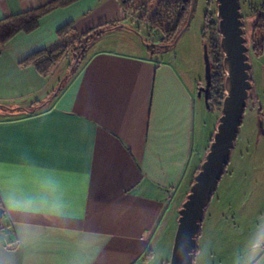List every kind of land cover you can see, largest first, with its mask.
<instances>
[{"label": "crops", "instance_id": "0c3cea01", "mask_svg": "<svg viewBox=\"0 0 264 264\" xmlns=\"http://www.w3.org/2000/svg\"><path fill=\"white\" fill-rule=\"evenodd\" d=\"M50 1L0 0V19ZM131 2L70 0L0 47V264H149L166 211L185 200L216 125L204 137L201 80L171 47L154 45L169 44L163 35L153 33L146 45L132 30L155 32ZM85 33L92 38L83 56L51 96L68 70L57 73L64 56L47 75L22 60L57 44L74 48ZM250 80L253 107L264 102V71ZM238 157L246 169L248 159ZM229 164L217 209L233 207L241 225L246 205L228 198L238 170ZM251 210L259 231L264 201ZM257 239L252 264H264V237Z\"/></svg>", "mask_w": 264, "mask_h": 264}, {"label": "rangeland", "instance_id": "374dc122", "mask_svg": "<svg viewBox=\"0 0 264 264\" xmlns=\"http://www.w3.org/2000/svg\"><path fill=\"white\" fill-rule=\"evenodd\" d=\"M131 1V8L138 6L141 9L135 17L141 18L145 14V19H143L147 21L148 25H151L158 18L163 29L173 26L177 11L176 0ZM239 3L243 21V34L248 47L249 75L257 80L259 74L264 71V32L259 31L257 28L264 27V20H261V17H264V10L259 8L260 0H239ZM216 13L215 0H195L188 23L187 16L186 23L184 24L185 20L181 21L168 40L169 44L173 43L169 54L176 58L183 67L189 69L193 75H197V78L202 82V86H204L203 48L206 44L208 45L211 34L215 32L213 21L217 18ZM129 24H133L131 20ZM133 26L137 31L132 30L142 38L146 45L153 43L149 39L153 36L152 31L149 33V29L147 31V28L143 25ZM217 33L220 37L218 28ZM155 34L161 36V29H158ZM258 43L261 48L258 45L255 49L254 45L256 46ZM79 46L78 44L74 48L65 49L64 58H62L57 68L59 76L66 72L68 61L72 62L73 57L80 52ZM208 52L210 56V51ZM252 93L253 85L249 90V95H252ZM251 101L252 99L248 97L242 122L235 139L236 144L231 151L229 162V166L232 165L231 169L237 167L238 170L233 172V176L237 178V182L233 183L237 187V191L234 195L233 192H230L228 198L231 200L232 205L233 201L238 202L240 205H246V221L240 225L234 220L233 207L231 209L227 207L224 214L220 213L216 202L217 195L220 194L222 187L216 188L200 224L193 264H245V261L253 258L259 250L258 243L260 241L257 238L264 237V225H260L262 229L259 231L255 229L257 226L255 222L258 218L252 216L251 210V206L256 202L264 201V119L259 114V108L264 106V102L259 99L258 104L252 107ZM198 107L204 117L202 121L204 124L201 122V131L205 137L217 125L221 104L219 105L218 102L213 101L208 108L202 99ZM257 138H261V140ZM238 151L244 154L245 159H248L244 170L239 168L241 161L239 157L236 158ZM234 186L231 185V189ZM175 204L176 202L169 206L164 220L152 241V255H150L149 264H167L169 261L177 225L178 209Z\"/></svg>", "mask_w": 264, "mask_h": 264}, {"label": "water", "instance_id": "95a60500", "mask_svg": "<svg viewBox=\"0 0 264 264\" xmlns=\"http://www.w3.org/2000/svg\"><path fill=\"white\" fill-rule=\"evenodd\" d=\"M217 27L220 34L219 46L223 54L225 71L224 92L220 116L213 132L208 150L193 177L189 192L178 209L177 225L173 237L168 264H193L196 238L205 210L229 163L243 113L252 87L248 61V47L245 43L242 14L239 0H215ZM195 5L191 1L190 15ZM166 47L165 44H154ZM168 44L167 47H171ZM204 86L197 96L203 97L208 105V89L211 84V66L207 46L203 48ZM4 209L0 206V226Z\"/></svg>", "mask_w": 264, "mask_h": 264}, {"label": "trees", "instance_id": "16d2710c", "mask_svg": "<svg viewBox=\"0 0 264 264\" xmlns=\"http://www.w3.org/2000/svg\"><path fill=\"white\" fill-rule=\"evenodd\" d=\"M70 0H53L49 3L40 6L38 8L30 9L28 11L11 15L8 17H4L0 19V47H3V44L10 39L13 35H15L17 32H29L32 31L38 23V19L47 11L65 4ZM176 16L173 23V26H170L168 29H163L160 19H155V21L152 22V24H149V28L154 29L156 31L161 29V33L164 36L163 41L168 43V40L170 39L173 31L175 30L176 26L181 23V21H184V24L186 23V19L190 10V5L192 0H176ZM216 3V2H215ZM259 8L261 10H264V0H260ZM261 20H264V17H261ZM217 22L218 17L213 21L215 32L211 34L210 39L208 41L207 51H210V66H211V84L208 89V105L211 106L213 101L218 102L220 105L222 102V99L225 95L224 92V80H225V71H224V65H223V54L219 46V40L220 37L217 33ZM256 26H258L255 23ZM255 26V27H256ZM68 25H64L61 27L57 33L58 35H63L64 32L67 30ZM158 28V29H157ZM259 31L264 32V27L260 26L257 27ZM157 29V30H156ZM163 30V31H162ZM92 35L89 36L88 33H85L84 39H81L79 41V51L75 57H73L72 63L69 64L67 73L62 76V78L59 80V87L55 89L51 96L55 97L59 90L63 86V82L66 81L67 77H69L70 74L73 73L75 70L77 64L79 63L81 57L84 54L85 48L88 45L89 41L91 40ZM262 43V40H261ZM173 45V43H171ZM170 44V45H171ZM166 47L168 44H165ZM259 45V48H261V45L258 43L256 46L254 45V48L256 49ZM68 48L66 45L63 44H57L53 47L49 48H42L37 51L32 52L31 54L27 55L22 62H32L33 65L36 67L38 72H40L42 75H47L48 72L51 70V68L63 57L65 49ZM254 50V49H253ZM209 54V52H208ZM79 55V56H78ZM78 56V57H77ZM212 61V62H211ZM50 102V100L43 101L39 103L37 107H33L31 109H28L30 112H35L41 108H44L47 106V104ZM25 109V110H27ZM27 110V111H28ZM211 141V139H210ZM197 171L199 168L196 169ZM196 173L194 172L193 177ZM193 177L190 182V184L193 182ZM1 206V205H0ZM178 217V215H177ZM176 217V219H177ZM177 222V220H176Z\"/></svg>", "mask_w": 264, "mask_h": 264}, {"label": "clouds", "instance_id": "9594fccd", "mask_svg": "<svg viewBox=\"0 0 264 264\" xmlns=\"http://www.w3.org/2000/svg\"><path fill=\"white\" fill-rule=\"evenodd\" d=\"M245 264H252V258H249L248 260H246Z\"/></svg>", "mask_w": 264, "mask_h": 264}]
</instances>
